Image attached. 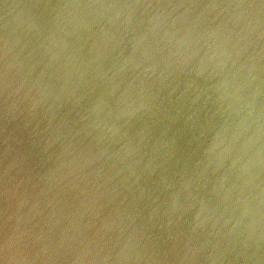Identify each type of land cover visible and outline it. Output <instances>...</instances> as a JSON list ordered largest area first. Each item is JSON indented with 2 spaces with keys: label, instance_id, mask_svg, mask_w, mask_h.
I'll return each instance as SVG.
<instances>
[{
  "label": "water",
  "instance_id": "1",
  "mask_svg": "<svg viewBox=\"0 0 264 264\" xmlns=\"http://www.w3.org/2000/svg\"><path fill=\"white\" fill-rule=\"evenodd\" d=\"M0 264H264V0H0Z\"/></svg>",
  "mask_w": 264,
  "mask_h": 264
}]
</instances>
